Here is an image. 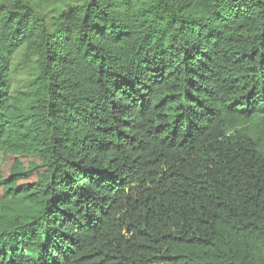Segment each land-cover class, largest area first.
<instances>
[{
    "label": "trees",
    "instance_id": "obj_1",
    "mask_svg": "<svg viewBox=\"0 0 264 264\" xmlns=\"http://www.w3.org/2000/svg\"><path fill=\"white\" fill-rule=\"evenodd\" d=\"M2 157L0 264H264V0H0Z\"/></svg>",
    "mask_w": 264,
    "mask_h": 264
},
{
    "label": "rangeland",
    "instance_id": "obj_2",
    "mask_svg": "<svg viewBox=\"0 0 264 264\" xmlns=\"http://www.w3.org/2000/svg\"><path fill=\"white\" fill-rule=\"evenodd\" d=\"M26 74V70H17L15 73V81L19 82L21 77H23ZM35 163L34 160L27 159V158H14V157H6L3 159V157L0 159V179L4 178L6 176H9L12 173L24 171L26 170L31 164ZM42 176L39 174L37 176V173L35 174H29L28 175V182L36 181L37 177ZM2 195V192L0 190V196ZM10 212V214H14L16 211H19V208L16 204H10V202L7 203L5 207L1 208V211Z\"/></svg>",
    "mask_w": 264,
    "mask_h": 264
}]
</instances>
